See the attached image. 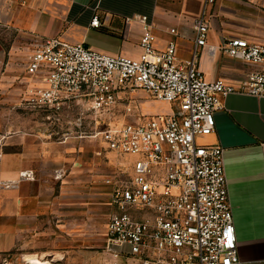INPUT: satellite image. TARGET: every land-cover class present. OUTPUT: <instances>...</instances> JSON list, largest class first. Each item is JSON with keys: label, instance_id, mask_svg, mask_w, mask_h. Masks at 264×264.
Masks as SVG:
<instances>
[{"label": "built area", "instance_id": "obj_1", "mask_svg": "<svg viewBox=\"0 0 264 264\" xmlns=\"http://www.w3.org/2000/svg\"><path fill=\"white\" fill-rule=\"evenodd\" d=\"M214 1L205 0L194 20L195 44L184 62H177L174 42L163 50L155 47L146 21L138 58L60 37L32 39L19 81L23 108L41 116V126L81 128L86 117L96 118L97 125L106 127L80 130L79 137L98 139L109 152L133 157L126 178L104 179L112 186L109 199L116 207L106 225L104 248L117 263L106 264L237 262L223 148L196 138L214 131V112L229 94L264 97V43L224 38L221 54L254 69L239 86L207 79L199 59L207 45V8ZM91 25H99L97 16ZM137 91L171 104L172 111L117 125L103 120L124 95Z\"/></svg>", "mask_w": 264, "mask_h": 264}, {"label": "crops", "instance_id": "obj_2", "mask_svg": "<svg viewBox=\"0 0 264 264\" xmlns=\"http://www.w3.org/2000/svg\"><path fill=\"white\" fill-rule=\"evenodd\" d=\"M204 2L0 0V26L11 27L31 39L60 37L97 51L138 58L141 25L146 21L155 36V47L163 50L174 42L176 60L184 62L192 54L196 37L193 23ZM207 10V45L201 48L199 67L209 80L223 79L239 86L254 67L226 58L218 46L226 37L264 43V0H215ZM94 16L99 19L98 26L91 25ZM143 105L151 114L169 113L173 109L171 104L154 99ZM214 119V131L196 140L223 148L237 245V262L233 264H264V97L231 93L214 112ZM21 139L22 151H8L4 157L5 178L10 181L6 190V221L43 223L44 233H56L52 225L56 221L60 235L64 204L54 193L46 192L54 187L45 176L48 168L60 171L62 154L39 131L38 135H22ZM70 206L77 208L78 204ZM35 229L38 232L42 227ZM37 253L40 258L28 255L30 264H49L41 258L54 255L48 247Z\"/></svg>", "mask_w": 264, "mask_h": 264}, {"label": "rangeland", "instance_id": "obj_3", "mask_svg": "<svg viewBox=\"0 0 264 264\" xmlns=\"http://www.w3.org/2000/svg\"><path fill=\"white\" fill-rule=\"evenodd\" d=\"M31 38L11 27L0 26V264H30L28 255L34 254L40 258L37 251L45 247L54 253L51 257L41 255V260H47L49 264L117 263L112 257L108 258L104 248L106 225L116 210L109 199L112 186H106L104 179L117 175L126 178V169L133 157L109 152L98 139L79 137L80 130L88 133L106 127V124L97 125L96 118L92 120L86 117L85 125L81 128L65 124L41 126L38 125L41 116L23 108L19 81L32 45ZM151 100L142 91L126 94L103 120L117 125L143 118L151 114L143 105ZM90 120L92 123L89 125ZM38 131L48 142L58 146L55 151H59L63 157L60 171L56 173L51 167L46 170L45 176L49 185L54 187V190L46 192L54 193L64 204L60 235L56 221L52 223L56 233H44L43 223L34 225L6 221V190L10 181L5 178V154L8 151L21 152V136L38 135ZM63 133L68 134L65 136ZM72 203L78 204V207H69ZM35 226L39 229L42 227V230L37 232ZM30 231L35 234H30Z\"/></svg>", "mask_w": 264, "mask_h": 264}]
</instances>
